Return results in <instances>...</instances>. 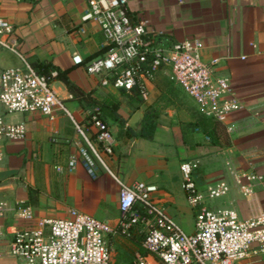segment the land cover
Listing matches in <instances>:
<instances>
[{"label": "crops", "instance_id": "obj_1", "mask_svg": "<svg viewBox=\"0 0 264 264\" xmlns=\"http://www.w3.org/2000/svg\"><path fill=\"white\" fill-rule=\"evenodd\" d=\"M128 1L131 17L148 22L157 46L199 40L204 61L216 62L215 75L230 80L243 108L221 123L228 143L220 140L221 145H213L203 133L187 132L194 114L174 92L197 104L170 81L169 70L160 71L147 84L148 97L141 103L133 92L102 87L97 76L87 73L86 64L105 52L99 26L82 21L88 0L10 2L1 13L14 24L19 54L0 49V70L22 68L27 62L36 68L50 65L54 71H68L77 86L104 104L99 118L113 143L111 151L106 150L98 141L100 128L90 112L73 99L63 82L53 80L66 111L57 110L52 117L38 113L6 117L8 122H25L27 136L0 142V201H23L37 218L67 217L77 210L108 220L117 229L122 185L144 183L156 187L153 201L178 224L189 215L192 232L195 211L182 189L180 166L197 160L200 168L195 177L202 189L217 180L227 181L232 189L225 207L237 210L243 218L255 216L264 209L263 193L244 196L233 175L264 173V0ZM76 55L82 56L84 65L73 63ZM123 94L132 96L133 105L140 107L133 115L123 105ZM149 111L158 121L153 139L129 132L127 127L140 132ZM137 113L143 117L133 127ZM85 153L92 161L93 174ZM22 226L12 212L0 217V241L11 238ZM0 264H15V260L1 259Z\"/></svg>", "mask_w": 264, "mask_h": 264}, {"label": "built area", "instance_id": "obj_2", "mask_svg": "<svg viewBox=\"0 0 264 264\" xmlns=\"http://www.w3.org/2000/svg\"><path fill=\"white\" fill-rule=\"evenodd\" d=\"M20 0H0V49L18 52L14 24L1 13L2 7ZM128 0H88L83 22L97 24L105 41L104 54L88 64L89 75L97 76L105 88L128 93L138 89L148 97L147 84L162 70L169 79L196 102L206 117L225 123L243 108L228 78L218 77L214 64L203 59L199 40L187 39L157 46L148 22L134 20ZM75 65H84L80 55ZM57 71L39 74L27 62L24 67L0 70V142L20 141L27 136L25 122H8L11 114L38 113L52 117L66 108L52 87ZM92 119L100 128L98 141L111 151L113 137L96 109ZM207 140L210 139L207 137ZM90 173L93 164L84 154ZM76 161L71 162L74 166ZM200 163H181L182 189L195 210V231L185 232L152 198L156 187L144 183L122 185L119 194L120 226L123 232L140 226L146 232L143 252L135 264H264V209L243 218L232 208L210 209L206 199H219L231 192V185L217 180L202 189L195 177ZM234 182L246 197L264 195V173L238 172ZM12 212L23 226L11 238L0 241V260L12 258L15 264H110L109 237L116 229L108 220L71 210L67 217L37 218L32 207L20 201H0V217Z\"/></svg>", "mask_w": 264, "mask_h": 264}, {"label": "trees", "instance_id": "obj_3", "mask_svg": "<svg viewBox=\"0 0 264 264\" xmlns=\"http://www.w3.org/2000/svg\"><path fill=\"white\" fill-rule=\"evenodd\" d=\"M37 73L39 74H50L54 68L50 65H43L40 68H36L33 65ZM58 76L55 80H59L65 84L69 93L72 95L73 99L78 100L79 103L84 107L86 111L90 112V117H92L96 112V109H100L104 104L92 97V93L84 92L79 86H77L68 76V71H58ZM134 99L138 102H143V98L140 95L138 89L133 92ZM158 121L154 114H150V111L145 115V119L142 128L139 133L135 132L131 127H127L128 131L134 135H138L153 139ZM125 125V121L123 123ZM187 132H199L203 133L210 140L209 142L213 145H221L222 138L227 137L226 127L221 124V122L215 121L211 118L204 116L200 111L198 114H194V121L186 125ZM124 236L125 242H119L116 236ZM146 237V232L140 226L131 228L128 232H123L121 226L119 225L116 232L109 237V241L113 239L116 256L111 257L110 264H118L119 260H124V263L129 262V264L135 262V256L138 252H143V242ZM116 240V241H115ZM135 240V241H134ZM138 244V245H137ZM139 246L140 250H136ZM126 258V259H125Z\"/></svg>", "mask_w": 264, "mask_h": 264}, {"label": "rangeland", "instance_id": "obj_4", "mask_svg": "<svg viewBox=\"0 0 264 264\" xmlns=\"http://www.w3.org/2000/svg\"><path fill=\"white\" fill-rule=\"evenodd\" d=\"M169 89V86L167 85V87ZM167 89V90H168ZM173 93V92H172ZM174 95L178 98V100L180 102H182L185 106H187L188 109H190L192 111L193 114H198L199 113V110L197 108V106L187 97L185 96L183 93L181 92H174ZM106 96H108V94H106ZM132 96L130 95H127V94H123L122 96V102H123V105H126L127 107L130 108V111H131V115H133L134 113L137 112L138 109H140L139 106H136V105H133L134 102L132 101L131 99ZM164 104L163 105H167L166 101L163 102ZM104 110V109H103ZM222 142L226 145L228 143V140H227V137H224L222 138ZM228 199V197H223V198H219V199H206V202H205V205L210 208V209H218V208H224L226 206V203L225 201ZM195 211V210H194ZM195 216V214H194ZM184 222L179 224L181 226V228L187 232V233H192L195 231V220H194V230L192 232H189V227H191V218H189V215H186L184 217ZM115 239L117 238V240L119 242H125V238L124 236H116L114 237ZM116 241V240H115ZM135 241V240H134ZM110 245L111 247L113 248V252H112V256H116L117 255V252H115V247H114V243H113V239H111V242H110ZM138 245V244H137ZM140 247L137 246L136 250H140L139 249ZM126 259V258H125ZM124 260H119L118 264H129V262L127 263H124L123 262ZM133 264V263H131ZM135 264V262H134Z\"/></svg>", "mask_w": 264, "mask_h": 264}, {"label": "water", "instance_id": "obj_5", "mask_svg": "<svg viewBox=\"0 0 264 264\" xmlns=\"http://www.w3.org/2000/svg\"><path fill=\"white\" fill-rule=\"evenodd\" d=\"M143 117V114L142 113H137L135 116H134V118L132 119V123H131V125L133 126V127H136V123L138 122H141V118Z\"/></svg>", "mask_w": 264, "mask_h": 264}]
</instances>
